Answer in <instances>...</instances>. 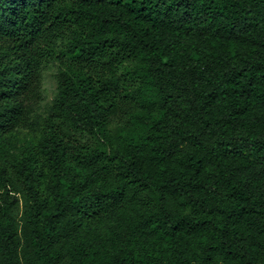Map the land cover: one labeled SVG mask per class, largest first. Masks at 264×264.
I'll return each instance as SVG.
<instances>
[{
	"label": "trees",
	"instance_id": "1",
	"mask_svg": "<svg viewBox=\"0 0 264 264\" xmlns=\"http://www.w3.org/2000/svg\"><path fill=\"white\" fill-rule=\"evenodd\" d=\"M0 264H264V0H0Z\"/></svg>",
	"mask_w": 264,
	"mask_h": 264
},
{
	"label": "rangeland",
	"instance_id": "2",
	"mask_svg": "<svg viewBox=\"0 0 264 264\" xmlns=\"http://www.w3.org/2000/svg\"><path fill=\"white\" fill-rule=\"evenodd\" d=\"M57 73V62H49L44 65L42 70L43 98L34 110L30 127L19 130L18 145L24 142L27 138L36 136L38 130L42 126L43 119L50 109L56 92ZM21 210L22 204L19 208L18 214L21 213Z\"/></svg>",
	"mask_w": 264,
	"mask_h": 264
}]
</instances>
